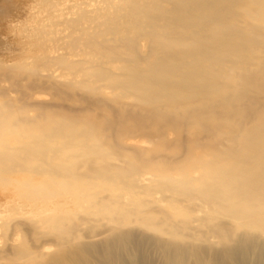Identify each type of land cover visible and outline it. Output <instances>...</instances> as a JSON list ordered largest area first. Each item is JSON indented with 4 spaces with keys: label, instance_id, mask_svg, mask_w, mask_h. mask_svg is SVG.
<instances>
[{
    "label": "bare ground",
    "instance_id": "6f19581e",
    "mask_svg": "<svg viewBox=\"0 0 264 264\" xmlns=\"http://www.w3.org/2000/svg\"><path fill=\"white\" fill-rule=\"evenodd\" d=\"M0 16V264H264V0Z\"/></svg>",
    "mask_w": 264,
    "mask_h": 264
},
{
    "label": "rangeland",
    "instance_id": "374dc122",
    "mask_svg": "<svg viewBox=\"0 0 264 264\" xmlns=\"http://www.w3.org/2000/svg\"><path fill=\"white\" fill-rule=\"evenodd\" d=\"M7 9H8V7H7ZM24 16V15H23ZM2 19V16H0V20ZM0 32H3V33H6V31H5V29H3L2 31L0 30ZM3 37L4 36H1V34H0V40H1V44H0V57L1 56H5L6 55V53H7V49H6V47H4V46H2V42H3ZM13 62H11V64H12ZM40 100H41V102H50V97L49 96H44V97H42V98H40Z\"/></svg>",
    "mask_w": 264,
    "mask_h": 264
}]
</instances>
